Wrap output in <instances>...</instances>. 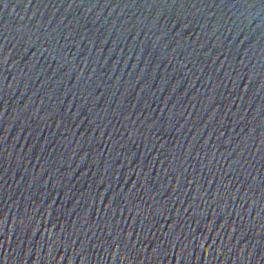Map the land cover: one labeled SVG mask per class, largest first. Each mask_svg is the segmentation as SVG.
<instances>
[{"label": "water", "instance_id": "water-1", "mask_svg": "<svg viewBox=\"0 0 264 264\" xmlns=\"http://www.w3.org/2000/svg\"><path fill=\"white\" fill-rule=\"evenodd\" d=\"M0 264H264V0H0Z\"/></svg>", "mask_w": 264, "mask_h": 264}]
</instances>
